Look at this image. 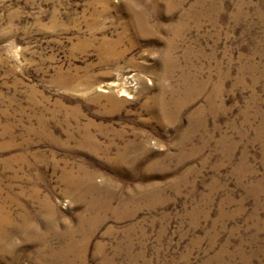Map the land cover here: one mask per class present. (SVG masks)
<instances>
[{
	"label": "rangeland",
	"instance_id": "rangeland-1",
	"mask_svg": "<svg viewBox=\"0 0 264 264\" xmlns=\"http://www.w3.org/2000/svg\"><path fill=\"white\" fill-rule=\"evenodd\" d=\"M91 185L110 206L82 228ZM0 241V264H264V0H0Z\"/></svg>",
	"mask_w": 264,
	"mask_h": 264
},
{
	"label": "bare ground",
	"instance_id": "bare-ground-1",
	"mask_svg": "<svg viewBox=\"0 0 264 264\" xmlns=\"http://www.w3.org/2000/svg\"><path fill=\"white\" fill-rule=\"evenodd\" d=\"M122 6V5H121ZM125 8V7H124ZM144 9V8H143ZM99 13V12H98ZM132 15V14H131ZM150 17V16H149ZM147 21L145 20V16L142 14V13H137L136 15H134V19L132 18V16H131V22L129 23V24H127L126 26H127V29H129V30H131V28H135L136 27V31H135V35H134V39L137 41V39H140V38H144V36H147V34L149 33V25L147 26V23H146ZM181 25H183V24H181ZM135 26V27H134ZM93 28V27H92ZM151 29V28H150ZM128 30V31H129ZM120 39L122 40L123 38L122 37H120ZM125 39V38H124ZM129 39V38H128ZM114 40V39H113ZM118 41V40H117ZM120 41V40H119ZM171 41V40H170ZM133 41H131V43H132ZM174 42V41H173ZM117 43V42H116ZM106 44V43H105ZM112 44V43H111ZM170 44V43H169ZM108 45H110V43L109 44H107L106 46H108ZM174 45V44H173ZM105 46V47H106ZM112 46V45H111ZM131 47V46H130ZM172 47V46H171ZM171 49V48H170ZM173 49V48H172ZM170 51V50H169ZM168 51V52H169ZM172 51V50H171ZM103 53V52H102ZM166 53V52H165ZM171 53V52H170ZM169 54V53H168ZM121 55H124V51L122 52H112L111 50H109L108 51V54H104V58H105V60H113V59H118V57L119 56H121ZM167 55V54H166ZM166 57V56H165ZM170 58V57H169ZM224 87V86H223ZM123 91H125V90H123ZM115 99V98H114ZM163 99V98H162ZM194 99V98H193ZM192 100V99H191ZM163 101V100H162ZM159 102H161L160 100H159ZM188 102V101H187ZM209 103H211V102H209ZM161 104V106L162 105H166L164 102H161L160 103ZM217 104V103H216ZM211 105H213V104H210V106ZM168 106V105H167ZM117 107V106H116ZM163 108H166L165 106H162ZM178 107L180 108V105H178ZM212 108V107H211ZM166 110V109H165ZM168 110V109H167ZM178 110V112H179V110L180 109H177ZM202 110V109H201ZM189 111V110H188ZM164 112V111H163ZM176 112V111H175ZM167 113V112H166ZM205 120V119H204ZM205 123V122H204ZM207 124V123H206ZM93 125V124H92ZM198 127V126H197ZM261 130V129H260ZM116 135V134H115ZM70 138V137H69ZM188 138V137H187ZM242 138V137H241ZM95 140L96 139H94L93 138V136H91L89 133H86V135H85V138L83 139V143L84 144H86V145H88V146H91L93 149L94 148H96V144L97 143H95ZM239 140V139H238ZM241 142V141H240ZM197 146V145H196ZM97 149V148H96ZM201 151V150H200ZM129 152V151H128ZM121 153V152H120ZM124 153V152H123ZM125 153H127V151H125ZM239 157V156H238ZM262 158V157H261ZM124 159V158H123ZM221 160V159H220ZM235 161V160H234ZM227 163V162H226ZM222 164V163H221ZM222 166V165H221ZM125 170V169H124ZM128 171V170H127ZM252 171V170H251ZM121 176H123V175H121ZM71 178V177H70ZM81 176H75L74 177V180L72 179V181H73V183L75 182V185L76 186H78V185H80L81 184ZM256 179V178H255ZM250 180V179H249ZM243 181V180H242ZM257 182V181H256ZM89 187V186H88ZM247 187V186H246ZM214 190V189H213ZM25 191V190H24ZM175 191V190H174ZM206 193V192H205ZM211 194V193H210ZM36 195V194H35ZM90 196L91 195V198H90V202H89V204H90V208H88V210L89 211H92V212H94V215H92V216H87L85 213V216L83 217V219H81L80 221H81V225H82V228L83 227H85V223L87 222V223H89V222H91V223H94V222H96V216L98 215V212L100 211V200L102 199V197H103V195H102V193H101V191H98L94 186H92L91 185V188H86V190L82 193V195L81 196H79V198H81V200H82V198H84V197H86V196ZM110 196V195H109ZM106 197V196H105ZM104 197V198H105ZM108 198V197H107ZM112 198V197H111ZM106 199V198H105ZM103 200L104 202H106V204L108 205V207L110 206L108 203H107V201L108 200ZM242 199V198H241ZM109 200H111V199H109ZM98 201V202H97ZM114 201V200H113ZM84 202V201H83ZM86 202V201H85ZM96 202V206H93L94 205V203ZM102 202V201H101ZM109 202V201H108ZM110 203H112V202H110ZM138 203H139V201H138ZM206 204V203H205ZM121 205V204H120ZM125 205V204H124ZM104 206V205H103ZM102 206V207H103ZM128 206V205H127ZM149 207V206H148ZM119 208H120V206H119ZM204 208V207H203ZM108 209V208H107ZM105 210V209H104ZM109 210V209H108ZM87 211V210H86ZM103 211V210H102ZM111 211V210H110ZM115 211V210H114ZM128 212V211H127ZM111 213V212H110ZM104 214V213H103ZM108 214V213H107ZM236 216V215H235ZM99 217V216H98ZM191 217V216H190ZM103 218H106L105 216L103 217ZM7 222H9V219H7L6 220ZM102 223V222H101ZM215 223V222H214ZM90 224V223H89ZM88 224V225H89ZM96 224V223H95ZM100 224V223H99ZM98 225V224H97ZM96 225V226H97ZM92 226V225H91ZM90 226V227H91ZM95 226V225H94ZM139 226V225H138ZM94 228V227H93ZM141 229V228H140ZM82 231V230H81ZM84 231V230H83ZM78 232V231H77ZM71 233H73L72 231H71ZM80 233V232H79ZM83 233V232H82ZM43 234V233H42ZM87 234V235H86ZM90 230H85L84 231V236H82V239L79 241L78 240V242H76L75 244H74V246H73V249H79V248H83V246H82V244L84 245V247H85V243H86V240H88V239H90ZM94 234V233H93ZM47 235V234H46ZM89 235V236H88ZM211 235V234H210ZM43 236H45L44 234H43ZM43 236L41 235V234H38V239L40 240L39 242L41 243V242H44V244H47V241L46 240H44L43 239ZM72 238H73V236H71ZM132 237V236H131ZM76 239V238H75ZM71 242H72V240H70ZM1 242V241H0ZM88 242V241H87ZM90 242V241H89ZM119 244V243H118ZM69 245V244H68ZM70 245H71V243H70ZM212 245V244H211ZM72 246V245H71ZM70 247V246H69ZM222 247V246H221ZM0 248H2L1 247V244H0ZM101 249V248H100ZM210 249V248H209ZM49 250V249H48ZM117 250V249H116ZM76 251V250H75ZM84 252V251H83ZM83 252H79V250H78V252H77V254H79V255H82L83 254ZM243 252V251H242ZM241 252V253H242ZM75 253V252H74ZM73 253V254H74ZM121 253V252H120ZM52 254V253H51ZM71 254V253H70ZM76 254V253H75ZM85 254L86 253H84V256H85ZM54 255V254H53ZM76 256V255H75ZM78 257V256H77ZM80 257H82V256H80ZM2 258V256H0V259ZM69 258V257H68ZM84 258V257H83ZM65 259V258H64ZM78 259V258H77ZM81 259V258H80ZM248 260V259H247ZM69 261V260H68ZM106 261V260H105ZM132 261V260H131ZM224 262V261H223ZM66 264V263H65ZM107 264V263H106Z\"/></svg>",
	"mask_w": 264,
	"mask_h": 264
}]
</instances>
